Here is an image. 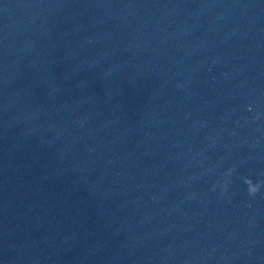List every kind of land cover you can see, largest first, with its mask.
<instances>
[{
  "label": "water",
  "instance_id": "water-1",
  "mask_svg": "<svg viewBox=\"0 0 264 264\" xmlns=\"http://www.w3.org/2000/svg\"><path fill=\"white\" fill-rule=\"evenodd\" d=\"M0 264H264V0H0Z\"/></svg>",
  "mask_w": 264,
  "mask_h": 264
},
{
  "label": "clouds",
  "instance_id": "clouds-1",
  "mask_svg": "<svg viewBox=\"0 0 264 264\" xmlns=\"http://www.w3.org/2000/svg\"><path fill=\"white\" fill-rule=\"evenodd\" d=\"M250 193L254 194L258 191V188L257 187H253V188H250Z\"/></svg>",
  "mask_w": 264,
  "mask_h": 264
}]
</instances>
